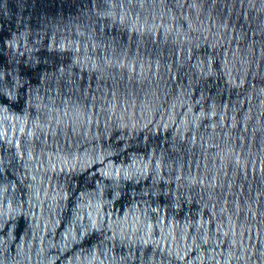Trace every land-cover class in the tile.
I'll use <instances>...</instances> for the list:
<instances>
[{"label": "clouds", "instance_id": "obj_1", "mask_svg": "<svg viewBox=\"0 0 264 264\" xmlns=\"http://www.w3.org/2000/svg\"><path fill=\"white\" fill-rule=\"evenodd\" d=\"M0 264H264V0H0Z\"/></svg>", "mask_w": 264, "mask_h": 264}]
</instances>
